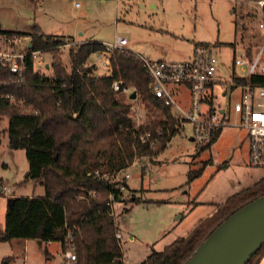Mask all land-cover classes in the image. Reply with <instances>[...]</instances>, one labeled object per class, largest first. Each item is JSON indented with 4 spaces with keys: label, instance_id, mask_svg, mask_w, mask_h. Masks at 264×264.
I'll return each mask as SVG.
<instances>
[{
    "label": "trees",
    "instance_id": "obj_1",
    "mask_svg": "<svg viewBox=\"0 0 264 264\" xmlns=\"http://www.w3.org/2000/svg\"><path fill=\"white\" fill-rule=\"evenodd\" d=\"M236 1L243 4L264 0ZM262 11L264 14V6ZM0 36L29 37L30 50L51 53L73 43L47 36L37 27L29 33L0 30ZM104 52L107 48L101 43L72 45L68 63L53 56L51 64L43 67L49 75L28 61L22 81L0 63V118L8 122L5 132L9 148L23 150L28 163L21 183H39L44 188V197L10 200L0 243L32 240L62 245L68 228L73 236V264H123L121 243L115 237L117 225L109 215L108 201L113 193L114 201L120 202L121 194L93 173L108 175L129 168L143 157H157L173 137L175 120L171 109L152 96L150 79L135 54L125 49L112 50L108 60L111 74L96 75L95 65L88 61ZM247 52L250 56L251 49ZM114 83H119V91L113 90ZM125 88L131 94L126 95ZM133 93L150 114L148 121L139 126L132 120L128 102L134 100ZM145 132L151 133L154 146L140 142L139 136ZM220 133L197 155L209 149ZM207 164L189 170L187 183L200 177ZM91 192L96 194L94 198L89 196ZM263 194L264 177L229 196L185 237L177 238L162 251H152L139 264H183L225 219ZM79 196L85 197L76 200ZM263 257L264 243L246 264H259ZM9 262L10 258H6L0 264Z\"/></svg>",
    "mask_w": 264,
    "mask_h": 264
},
{
    "label": "rangeland",
    "instance_id": "obj_2",
    "mask_svg": "<svg viewBox=\"0 0 264 264\" xmlns=\"http://www.w3.org/2000/svg\"><path fill=\"white\" fill-rule=\"evenodd\" d=\"M257 14L256 3L236 0H0V30L29 33L37 27L47 36L71 42L103 43L107 54H95L88 61L99 69V76L107 72L109 49L116 38L126 40L125 50L149 61H186L195 44L206 43L219 62L211 99L214 111L239 99L240 90L231 80L237 75L234 49L258 43ZM241 24L246 31L240 29ZM72 45L76 44H66L54 53L43 51V63L36 64V69L49 75L43 67L51 64L53 56L68 63ZM131 92L129 89L125 94ZM128 102L134 124H145L150 114L139 98ZM7 127V119L0 118V230L10 200L44 197L41 184L21 183L28 163L23 150L9 148ZM198 151L189 140L176 136L158 156L160 163L153 161L156 157H143L128 169L126 185L137 201L113 204L117 232L122 237L123 264H139L152 251H162L185 237L236 187L244 189L264 175L262 169L249 164V136L243 129L223 128L216 143L197 155ZM205 162L208 164L201 176L187 183L186 173L198 170ZM185 208L187 218L177 227L175 219ZM59 249L56 242L38 245L32 240H12L0 243V263L10 258L9 264H58Z\"/></svg>",
    "mask_w": 264,
    "mask_h": 264
},
{
    "label": "built area",
    "instance_id": "obj_3",
    "mask_svg": "<svg viewBox=\"0 0 264 264\" xmlns=\"http://www.w3.org/2000/svg\"><path fill=\"white\" fill-rule=\"evenodd\" d=\"M256 5L258 6L256 32L259 41L254 47H239V51L237 49L234 54L233 68L237 75H233L232 83L240 90V96L232 105L214 111L213 106L204 110V104L209 97V87L215 84L219 65L208 44H195L191 57L186 61H149L136 56L150 79L149 89L152 96L171 109L175 120L173 137L188 134L196 148H203L223 128L243 129L249 136V164L253 168L264 171V14L262 11L264 1L256 2ZM240 29L246 31L244 24L240 25ZM29 42V37L0 36V63L7 66L9 72L16 76L18 81H22L28 61L34 65L43 63L42 52L30 50ZM126 44L124 38H116L109 51L124 49ZM249 48L250 56L247 52ZM253 78L257 80L251 81ZM236 81L243 83L236 85ZM119 86V83H114L113 90L119 91ZM171 87L184 88L188 92L187 108L177 102ZM127 91L128 89H123L124 93ZM139 140L142 144H149V146L155 144L150 132L141 134ZM137 161L132 165H135ZM129 168L108 175H101L99 172L93 174L106 181L112 190H117L121 194L120 202H124V194L127 191L125 184L130 178L127 173ZM3 190L8 192L7 188ZM95 195L94 192L89 193L92 198ZM84 197H76V200H82ZM108 201L109 215L115 218L113 193L109 194ZM66 230L65 240L60 245L61 249L58 253L60 257L58 264L75 262L73 236L68 228ZM115 237L120 240V233L117 232Z\"/></svg>",
    "mask_w": 264,
    "mask_h": 264
},
{
    "label": "water",
    "instance_id": "obj_4",
    "mask_svg": "<svg viewBox=\"0 0 264 264\" xmlns=\"http://www.w3.org/2000/svg\"><path fill=\"white\" fill-rule=\"evenodd\" d=\"M263 243L264 194L225 219L183 264H246Z\"/></svg>",
    "mask_w": 264,
    "mask_h": 264
},
{
    "label": "crops",
    "instance_id": "obj_5",
    "mask_svg": "<svg viewBox=\"0 0 264 264\" xmlns=\"http://www.w3.org/2000/svg\"><path fill=\"white\" fill-rule=\"evenodd\" d=\"M85 41V40H84ZM87 41V40H86ZM81 42H83V41H74L73 43H75V44H78V43H81ZM87 42H92V41H87ZM101 44H103V43H101ZM104 45V44H103ZM105 46V45H104ZM242 46H246V45H239V46H235V49H234V54H235V52H236V50L238 49V51H239V47H242ZM194 47V46H193ZM103 55H105V54H107V52H104V53H102ZM109 54V53H108ZM191 54H192V52H191ZM94 57L96 56V55H93ZM190 57H191V55H190ZM144 58V57H143ZM145 59H147V58H145ZM147 60H149V59H147ZM108 61V60H107ZM105 62H104V68H105ZM109 64V63H108ZM96 67V66H95ZM104 68H103V70H104ZM96 69L99 71V69L96 67ZM107 69V68H106ZM107 72L105 73V74H103V75H101V76H109L110 74H111V67L109 66L108 67V69L106 70ZM218 71V70H217ZM217 74V73H216ZM96 75H98V73L96 72ZM231 80L233 81V77L231 78ZM216 81V80H215ZM213 92H214V87H213V85H211L210 87H209V97H207V100H206V102H205V104H204V110H207V109H209L210 107H211V105H212V102H211V99H212V96H213ZM174 96H175V99L177 100V102L182 106V107H184V108H187L188 107V100H189V96H188V92L184 89V88H176L175 89V91H174ZM180 137H182V138H185V139H187V140H189V142H191V143H193L192 142V140H191V138H190V136L188 135V134H186V135H184V136H180ZM174 138V137H173ZM172 138V139H173ZM171 139V140H172ZM171 142V141H170ZM169 142V143H170ZM216 143V142H215ZM169 145V144H168ZM167 145V146H168ZM167 148V147H166ZM200 149V148H199ZM160 155V154H159ZM158 155V156H159ZM158 156L153 160L154 162H156L157 164L158 163H160L159 161H158ZM220 169V167L218 168V170ZM146 171V170H145ZM188 173V172H187ZM187 173H186V182H187ZM203 173V172H202ZM201 176V175H200ZM262 177H264V175L262 176ZM261 177V178H262ZM260 179V178H259ZM258 179V180H259ZM195 180V179H194ZM193 180V181H194ZM192 181V182H193ZM256 182V181H255ZM254 182V183H255ZM191 183V182H190ZM252 185V184H251ZM237 191H239V189L236 187L235 188V191L232 193V194H234V193H236ZM185 194L187 195V192H185ZM231 194V195H232ZM188 196V195H187ZM124 197H125V201H124V203H127V202H135V200L137 199V196L131 191V189H130V187H129V185L127 184V191H126V193L124 194ZM40 198V197H39ZM188 198L190 199V196H188ZM228 198V197H227ZM226 198V199H227ZM225 199V200H226ZM188 205V204H187ZM216 210V207L214 208V211ZM214 211L210 214V215H212L213 213H214ZM187 209L185 208V210L184 211H182V212H179V214H180V216L179 217H177L176 219H175V225L178 227L184 220H186V218H187ZM202 220V219H201ZM201 220H199V221H201ZM198 221V222H199ZM197 222V223H198ZM196 223V224H197ZM195 224V225H196ZM194 225V226H195ZM193 229V228H192ZM119 230V229H118ZM1 231H3V229L2 230H0V232ZM190 232V231H189ZM188 232V233H189ZM119 233H120V231H119ZM120 235H121V233H120ZM121 239H122V237H121ZM120 239V240H121ZM38 244V243H37ZM50 243H48V245H49ZM39 245V244H38ZM47 245V244H46ZM59 246H60V244H59ZM60 249H61V246H60ZM59 249V250H60ZM60 252V251H59ZM58 254V253H57ZM259 264H264V257L262 258V260L260 261V263Z\"/></svg>",
    "mask_w": 264,
    "mask_h": 264
}]
</instances>
